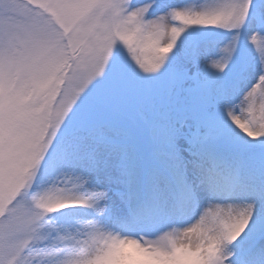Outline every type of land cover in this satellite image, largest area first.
<instances>
[{
  "label": "snow or ice",
  "instance_id": "obj_1",
  "mask_svg": "<svg viewBox=\"0 0 264 264\" xmlns=\"http://www.w3.org/2000/svg\"><path fill=\"white\" fill-rule=\"evenodd\" d=\"M149 260L264 264V0H0V264Z\"/></svg>",
  "mask_w": 264,
  "mask_h": 264
},
{
  "label": "rangeland",
  "instance_id": "obj_2",
  "mask_svg": "<svg viewBox=\"0 0 264 264\" xmlns=\"http://www.w3.org/2000/svg\"><path fill=\"white\" fill-rule=\"evenodd\" d=\"M126 247L133 249L134 251L137 252V254L144 255V253H142L135 245H127ZM148 264H155V262L149 260ZM185 264H195V261H186Z\"/></svg>",
  "mask_w": 264,
  "mask_h": 264
},
{
  "label": "bare ground",
  "instance_id": "obj_3",
  "mask_svg": "<svg viewBox=\"0 0 264 264\" xmlns=\"http://www.w3.org/2000/svg\"><path fill=\"white\" fill-rule=\"evenodd\" d=\"M181 254L185 255L186 253H184V252H181Z\"/></svg>",
  "mask_w": 264,
  "mask_h": 264
}]
</instances>
